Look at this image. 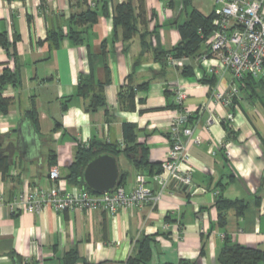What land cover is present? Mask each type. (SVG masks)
<instances>
[{"label": "crops", "instance_id": "1", "mask_svg": "<svg viewBox=\"0 0 264 264\" xmlns=\"http://www.w3.org/2000/svg\"><path fill=\"white\" fill-rule=\"evenodd\" d=\"M126 1L0 0V34L11 42L8 50L0 47V74L8 68L19 79L2 89L12 102L0 116V161L5 162L0 165V264H67L70 253L78 257L73 264H129L144 237L151 238L147 264H220L226 241L264 251V93L242 91L231 108L215 102L213 94L224 90L229 74L211 76L213 84L202 81L205 68L194 61L173 67L156 58V49L170 51L179 44L178 26L191 9L169 0H144L152 33L145 49L139 36L124 41L114 27L116 8ZM192 6L207 14L214 10L211 0H193ZM88 9L96 10L98 20L73 26L83 40L75 43L70 18ZM54 33L61 36L57 46ZM89 51L95 78L105 86L106 107L97 110H89V99L77 90L80 76L91 70ZM191 65L194 72L184 75ZM174 84L186 91L183 110L203 139L187 145L191 190L170 188L155 203L116 214L11 211L20 193L50 185L54 167L62 189L82 190L66 179L79 145L118 144L127 123L136 126L146 161L137 166L130 157L117 158L123 186L133 191L137 175L144 174L158 193L155 178L167 176L161 164L178 113ZM125 86L137 89L134 102L120 96ZM28 112L36 114L37 126ZM219 196L247 207L242 215L236 207L220 209ZM255 264H264V258Z\"/></svg>", "mask_w": 264, "mask_h": 264}, {"label": "built area", "instance_id": "2", "mask_svg": "<svg viewBox=\"0 0 264 264\" xmlns=\"http://www.w3.org/2000/svg\"><path fill=\"white\" fill-rule=\"evenodd\" d=\"M169 1L182 5V0ZM211 1L214 6L212 13L216 15L215 29L212 35L204 40V50L194 62L196 67H204L205 75L209 77L216 74L231 76L224 90L213 94L215 102L231 108L234 100L239 99L241 86L247 77L259 79L264 76V0ZM185 60L187 59L168 56V64L173 67H184ZM173 87L178 113L170 127L171 146L161 164L167 176L155 178L160 186L158 193L148 187V180L144 174L137 175L136 188L129 193L124 186L119 185L112 192L101 195L90 193L86 189L74 193L59 186L61 175L58 168L54 167L48 174L50 185L38 186L20 193L11 202V211L18 212L22 208L27 212L42 213L50 209L58 214H64L103 210L109 214H116L121 209L142 208L155 203L170 188L187 192L191 190L193 172L186 167L190 162L187 145L191 140L200 145L203 139L194 134V128L190 123L191 114L183 110L187 99L186 91L175 84Z\"/></svg>", "mask_w": 264, "mask_h": 264}, {"label": "trees", "instance_id": "3", "mask_svg": "<svg viewBox=\"0 0 264 264\" xmlns=\"http://www.w3.org/2000/svg\"><path fill=\"white\" fill-rule=\"evenodd\" d=\"M193 0H182L183 9H191L187 20L178 26L180 34V42L170 51H160L156 49V58L161 61L163 65L168 64V56H172L175 59H187L195 61L198 56L204 50L203 42L210 37L214 32V20L216 15L214 13L207 14L202 10L196 9L192 6ZM137 6L133 5V0H127L123 4L116 8L114 14V27L120 29L124 41H130L134 37L139 36L143 47L149 48L148 41L152 36V33L148 31L147 11L145 9L144 0H137ZM98 20L96 10L88 9L84 13L78 15H72L70 18L72 27L70 32V38L75 43H82V39L79 36V32L73 29L75 27H82L86 25H94ZM61 36L57 34L51 36V40L54 46H57L60 42ZM0 47L8 50L11 47V42L6 34H0ZM105 46H103L104 49ZM104 53V50H103ZM89 57H91V70L89 74H82L79 78L78 94L82 98L89 99V110H97L99 108L106 107V99L104 95V84L99 83L94 74L92 66V59L94 58L89 51ZM93 57V58H92ZM194 72V66L184 68V75H191ZM211 77L203 75L202 81L215 83V79H209ZM19 81L16 73L10 69H4L0 74V116L6 115L9 112L11 106V99L5 97L2 93V89L9 84H17ZM136 90L130 86H125L121 92V97H127L130 102H134L136 99ZM247 91L251 95L257 94L261 91L264 93V76L259 79H255L251 76L247 77L244 84L241 86V92ZM257 91V92H256ZM238 99H235L236 102ZM233 102V104H234ZM177 107V106H176ZM233 107V105L231 106ZM178 108V107H177ZM27 118L33 125L37 126V117L34 112H28ZM124 140L118 144L92 142L88 146L79 145L75 155L74 162L68 168V175L66 179L71 184L82 187L93 193L86 188L83 181V172L90 160L101 154H110L115 157L125 155L132 158L137 166H142L145 163V151L137 143V132L134 124H124ZM5 162L0 161V165L4 166ZM123 173H120L119 186H123L124 177ZM96 194V193H93ZM218 206L223 209V206L238 208L239 215H242L247 205L243 201L227 202L221 196H219ZM151 238L144 237L139 242L138 254L129 259V264H147L151 258ZM264 258V251L259 249H251L242 247L236 244H232L230 241H226L220 257V264H255ZM78 257L75 253H70L66 257L67 264H73L77 261Z\"/></svg>", "mask_w": 264, "mask_h": 264}, {"label": "water", "instance_id": "4", "mask_svg": "<svg viewBox=\"0 0 264 264\" xmlns=\"http://www.w3.org/2000/svg\"><path fill=\"white\" fill-rule=\"evenodd\" d=\"M120 169L117 157L101 154L88 162L83 172V181L96 194L112 192L119 184Z\"/></svg>", "mask_w": 264, "mask_h": 264}]
</instances>
